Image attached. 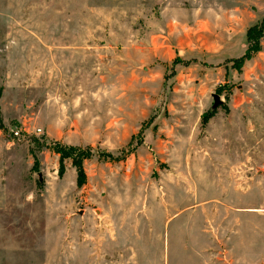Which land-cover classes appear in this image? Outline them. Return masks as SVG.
Here are the masks:
<instances>
[{"label": "rangeland", "instance_id": "obj_1", "mask_svg": "<svg viewBox=\"0 0 264 264\" xmlns=\"http://www.w3.org/2000/svg\"><path fill=\"white\" fill-rule=\"evenodd\" d=\"M263 20L0 0V264H264Z\"/></svg>", "mask_w": 264, "mask_h": 264}, {"label": "trees", "instance_id": "obj_2", "mask_svg": "<svg viewBox=\"0 0 264 264\" xmlns=\"http://www.w3.org/2000/svg\"><path fill=\"white\" fill-rule=\"evenodd\" d=\"M262 27H264V20H263V22H262ZM1 125H2V123H1V117H0V127H1ZM69 155H67V154H62L61 155V160L64 158V157H68ZM84 157V155L83 156H81V155H78L77 157H72L73 159H72V164H73V166L75 167V169H76V173H77V178H78V182H77V184L78 185H81L82 184V180L80 181V178H82L83 177V171H82V165H81V161H82V158Z\"/></svg>", "mask_w": 264, "mask_h": 264}, {"label": "water", "instance_id": "obj_3", "mask_svg": "<svg viewBox=\"0 0 264 264\" xmlns=\"http://www.w3.org/2000/svg\"><path fill=\"white\" fill-rule=\"evenodd\" d=\"M212 99H213V102H212L211 106H212V108H214L219 104L220 100H219L217 94H212Z\"/></svg>", "mask_w": 264, "mask_h": 264}, {"label": "built area", "instance_id": "obj_4", "mask_svg": "<svg viewBox=\"0 0 264 264\" xmlns=\"http://www.w3.org/2000/svg\"><path fill=\"white\" fill-rule=\"evenodd\" d=\"M13 134H14V135H17V134H18V131H16V130L13 131Z\"/></svg>", "mask_w": 264, "mask_h": 264}]
</instances>
